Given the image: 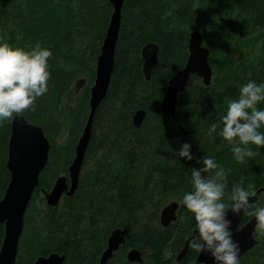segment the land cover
I'll return each instance as SVG.
<instances>
[{
	"label": "trees",
	"instance_id": "trees-1",
	"mask_svg": "<svg viewBox=\"0 0 264 264\" xmlns=\"http://www.w3.org/2000/svg\"><path fill=\"white\" fill-rule=\"evenodd\" d=\"M113 11L111 0H0V42L26 50L38 42L53 52L49 91L34 111L23 113L42 126L52 146L25 215L17 264H34L52 252L64 254V264H101L115 228L126 230V242L106 264H193L198 254L190 248L177 261L195 229L182 197L191 190V167H200L176 154L184 142L197 158L215 157L226 172L228 191L234 184L253 194L264 187V147L249 145L254 155L237 163L232 146L219 135L240 87L249 80L264 83V0H124L114 71L93 119L78 187L58 206H48L43 189L69 176L87 124L90 89ZM198 25L211 49L212 82L205 85L192 75L172 117L161 101L170 77L186 64L191 29ZM150 42L159 45V62L147 79L142 49ZM82 77L87 83L76 92ZM139 109L146 114L136 126ZM12 120L0 122V201L10 182ZM66 128L67 139L60 142ZM173 200L180 203L178 219L165 227L161 210ZM251 206L264 207V192ZM252 217L245 214L242 224ZM4 235L1 224L0 248ZM256 236L259 243L240 264H264L259 228ZM132 248L142 252V263L128 259Z\"/></svg>",
	"mask_w": 264,
	"mask_h": 264
},
{
	"label": "water",
	"instance_id": "water-1",
	"mask_svg": "<svg viewBox=\"0 0 264 264\" xmlns=\"http://www.w3.org/2000/svg\"><path fill=\"white\" fill-rule=\"evenodd\" d=\"M114 11L107 33L98 57L96 77L90 89L91 111L84 128L83 134L76 146V156L70 166L69 176L61 175L55 181L50 190L43 189V196L50 207L59 205L64 195L72 196L79 184L80 174L84 163L86 150L92 135V124L97 108L106 98L111 83L115 64L116 46L122 25V8L124 0H111ZM211 49L203 43V34L199 29L191 32L189 40V55L183 68L176 71L168 80L165 94L161 101L163 112L176 116V103L181 93L188 85L192 75L202 78L205 85H210L213 77V69L209 61ZM144 59L143 71L147 79H151L153 69L159 62V45L154 42L146 44L142 49ZM85 77L76 81V92L86 85ZM145 110L139 109L133 118L136 126H139L145 117ZM183 130V127H181ZM51 142L46 136L41 125L30 122L25 115L15 116L12 120V132L9 141L8 168L10 182L6 193L0 201V225L5 227V235L0 248V264H17L20 240L25 227V215L30 201L40 183V175L48 164L51 150ZM264 192V187L258 189L249 196L250 204H255L259 194ZM180 203L176 200L167 203L161 210V224L165 227L176 222ZM245 214L234 216L231 211L228 219L232 221L231 227L234 239L240 246V260L259 240L256 236L257 224L255 217L242 224ZM195 229L193 230V232ZM188 237L185 246L177 256L181 262L186 255L188 242L193 234ZM126 242V230L115 228L108 239V246L104 250L100 263L106 264L114 257L115 252ZM66 256L58 252L39 256L34 264H64ZM128 259L142 263V252L132 248L128 252ZM193 264H213L210 256L198 254Z\"/></svg>",
	"mask_w": 264,
	"mask_h": 264
},
{
	"label": "clouds",
	"instance_id": "clouds-1",
	"mask_svg": "<svg viewBox=\"0 0 264 264\" xmlns=\"http://www.w3.org/2000/svg\"><path fill=\"white\" fill-rule=\"evenodd\" d=\"M53 52L40 43L30 50L0 42V122L12 120L25 111L35 110L38 98L49 91V60ZM264 83L249 80L239 89V97L231 100L222 116L219 135L231 145L237 163L254 155L249 145L264 147ZM216 131L215 126L211 129ZM192 145L184 142L176 154L200 167H191L189 183L182 203L192 214L194 228L188 246L197 254L210 256L213 264H240V246L234 239L228 213L255 217L264 234V207L252 208L250 193L243 184H234L230 191L226 172L215 157L197 158ZM251 209V210H249Z\"/></svg>",
	"mask_w": 264,
	"mask_h": 264
},
{
	"label": "rangeland",
	"instance_id": "rangeland-1",
	"mask_svg": "<svg viewBox=\"0 0 264 264\" xmlns=\"http://www.w3.org/2000/svg\"><path fill=\"white\" fill-rule=\"evenodd\" d=\"M195 29H199V30L202 31V27L198 25V26L192 28V29H191V32H192L193 30H195ZM204 44H205V43H204ZM205 45H206V44H205ZM207 46H208V45H207ZM67 136H68V134H67V128H66V129L64 130V133H63L62 137L60 138V142H64V141L67 139ZM169 202H170V201H169ZM169 202H168V203H169ZM257 229H258V227H257ZM256 231H257V230H256ZM167 255H168V256H171V255H172V252L168 250Z\"/></svg>",
	"mask_w": 264,
	"mask_h": 264
}]
</instances>
